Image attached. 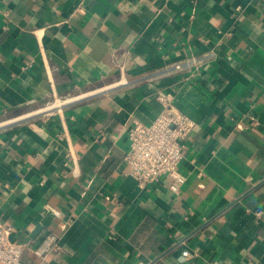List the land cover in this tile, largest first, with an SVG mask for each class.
I'll return each mask as SVG.
<instances>
[{
  "label": "crops",
  "instance_id": "0c3cea01",
  "mask_svg": "<svg viewBox=\"0 0 264 264\" xmlns=\"http://www.w3.org/2000/svg\"><path fill=\"white\" fill-rule=\"evenodd\" d=\"M163 96L195 122L178 194L124 162ZM0 223L56 234L41 264H264V0H0Z\"/></svg>",
  "mask_w": 264,
  "mask_h": 264
},
{
  "label": "built area",
  "instance_id": "2783aa9c",
  "mask_svg": "<svg viewBox=\"0 0 264 264\" xmlns=\"http://www.w3.org/2000/svg\"><path fill=\"white\" fill-rule=\"evenodd\" d=\"M211 55L200 57L189 56L180 59L170 66L174 72L187 73L194 77L199 68ZM161 112L148 125L133 120L128 130V149L124 155L127 165L126 174L134 180L139 189L159 182L161 176L171 178L168 188L173 194H178L186 182V175L181 168L185 141L192 131L195 122L185 112L177 109L168 96L160 97ZM54 217H61L57 209L46 206ZM14 232L12 226L0 223V264H26L22 261V252L27 248L40 264L47 255L59 250V238L56 234L47 232L36 243L20 244L10 239ZM182 256L188 257L187 251ZM141 264V263H140ZM210 264H224L221 261H212Z\"/></svg>",
  "mask_w": 264,
  "mask_h": 264
},
{
  "label": "bare ground",
  "instance_id": "6f19581e",
  "mask_svg": "<svg viewBox=\"0 0 264 264\" xmlns=\"http://www.w3.org/2000/svg\"><path fill=\"white\" fill-rule=\"evenodd\" d=\"M52 106V105H51ZM56 106H59V105H53L51 108H54V107H56ZM48 110H49V107H48Z\"/></svg>",
  "mask_w": 264,
  "mask_h": 264
},
{
  "label": "rangeland",
  "instance_id": "374dc122",
  "mask_svg": "<svg viewBox=\"0 0 264 264\" xmlns=\"http://www.w3.org/2000/svg\"><path fill=\"white\" fill-rule=\"evenodd\" d=\"M48 107L51 108V107H52L51 104H49ZM47 109H48V108H47Z\"/></svg>",
  "mask_w": 264,
  "mask_h": 264
}]
</instances>
